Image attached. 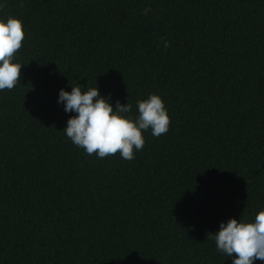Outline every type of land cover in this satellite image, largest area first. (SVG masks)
Returning <instances> with one entry per match:
<instances>
[{"label": "trees", "instance_id": "obj_1", "mask_svg": "<svg viewBox=\"0 0 264 264\" xmlns=\"http://www.w3.org/2000/svg\"><path fill=\"white\" fill-rule=\"evenodd\" d=\"M0 4L25 32L0 91V264H232L211 234L264 211V0ZM76 86L132 119L158 95L169 131L88 156L58 103Z\"/></svg>", "mask_w": 264, "mask_h": 264}, {"label": "clouds", "instance_id": "obj_2", "mask_svg": "<svg viewBox=\"0 0 264 264\" xmlns=\"http://www.w3.org/2000/svg\"><path fill=\"white\" fill-rule=\"evenodd\" d=\"M23 7V3L19 5ZM6 4H0V11ZM151 11L144 10V15ZM25 39L22 21L8 16L0 20V91L12 90L20 83L21 64L13 63L15 54L22 48ZM163 47L169 42L161 37ZM58 103L64 105L66 113H76L67 121L63 130L71 142L84 150L86 155L96 154L98 158L114 156L119 152L121 159L132 161L135 153L142 151L145 140L143 132L151 130L155 138L169 131L170 117L161 97L151 94L147 99L138 100V115L127 117L132 105H121L115 109L95 87L82 91L81 86L72 87L71 92H59ZM220 230L211 234L216 250L230 258L232 264H254L264 261V211L255 215L254 222L245 223L241 219H229L219 225Z\"/></svg>", "mask_w": 264, "mask_h": 264}]
</instances>
